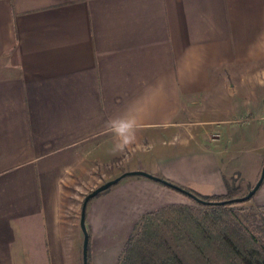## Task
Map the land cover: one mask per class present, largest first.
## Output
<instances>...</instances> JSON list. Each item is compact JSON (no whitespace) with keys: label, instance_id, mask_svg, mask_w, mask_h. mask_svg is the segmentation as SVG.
Instances as JSON below:
<instances>
[{"label":"crops","instance_id":"crops-1","mask_svg":"<svg viewBox=\"0 0 264 264\" xmlns=\"http://www.w3.org/2000/svg\"><path fill=\"white\" fill-rule=\"evenodd\" d=\"M224 74L230 95L264 85V0H0V264H66L61 191L80 147L119 158L116 176L203 196L254 185L264 103L220 96ZM119 118L137 125L123 152ZM117 183L88 208L89 245L97 220L134 227L184 203L143 176Z\"/></svg>","mask_w":264,"mask_h":264},{"label":"trees","instance_id":"trees-1","mask_svg":"<svg viewBox=\"0 0 264 264\" xmlns=\"http://www.w3.org/2000/svg\"><path fill=\"white\" fill-rule=\"evenodd\" d=\"M184 189L208 202L234 198L230 186L225 194L212 196ZM195 202L208 209L201 217L189 213L166 219L162 214L169 206L144 214L116 264H264V205L239 215L234 206L242 202ZM87 255L89 261V246Z\"/></svg>","mask_w":264,"mask_h":264},{"label":"rangeland","instance_id":"rangeland-1","mask_svg":"<svg viewBox=\"0 0 264 264\" xmlns=\"http://www.w3.org/2000/svg\"><path fill=\"white\" fill-rule=\"evenodd\" d=\"M257 75V73H256ZM223 85L219 88L218 93L220 96H232L231 98H237L244 96L243 102L252 104L248 107L257 109L258 106L264 103V85L256 80V98L252 100L247 98L245 91L240 92L236 95H230V92H234V85L231 78L226 74L223 77ZM248 102V103H247ZM258 110H254L253 113H257ZM92 147H80L77 152L80 160V168L72 171L70 178L65 181L61 191V219H62V231L64 238V245L66 249V264H83L82 263V241L83 235L79 227V219L82 202L85 196L103 184L104 182L111 180L116 177L120 164L118 161H113L103 165L93 163L91 158ZM150 156V153L149 155ZM122 174V173H121ZM120 175V174H119ZM116 183L110 186H118ZM253 186V185H252ZM252 186H232V192L235 197H241L245 195ZM106 191V190H105ZM103 191V192H105ZM99 193L96 197L90 199L87 202L85 210V226L90 237V223H89V211L93 204L102 196L104 193ZM183 204L170 205L162 216L169 220H177L187 214L201 217L208 209L199 205L191 198L185 196ZM262 201V202H261ZM264 202V180L256 193L249 200L244 201L234 206V213L244 215L252 207H260ZM128 218H117L107 217L96 221V233H97V244L89 246V261L88 264H114L117 259L121 257L122 250L127 238L136 232L138 229L137 223L134 227L127 224ZM116 264V263H115Z\"/></svg>","mask_w":264,"mask_h":264},{"label":"water","instance_id":"water-1","mask_svg":"<svg viewBox=\"0 0 264 264\" xmlns=\"http://www.w3.org/2000/svg\"><path fill=\"white\" fill-rule=\"evenodd\" d=\"M126 176H143L149 179H152L154 181H158L170 188H172L173 190L191 198L194 199L195 201L202 203V204H213V205H224L227 203H232V202H244L249 200L258 190V188L260 187V185L262 184L263 180H264V163L261 167V171L259 174V177L257 179V181L255 182V184L252 186V188L243 196L241 197H235V198H231V199H227V200H222V201H217V202H208L205 200H202L198 197H196L194 194H192L191 192L185 190L184 188H182L181 186H178L176 184H173L167 180H164L162 178H159L157 176H154L150 173H147L143 170H133V171H126L123 172L122 174L116 176L115 178L108 180L106 182H104L103 184L99 185L98 187H96L95 189H93L92 191H90L84 198L83 202H82V206H81V212H80V219H79V227L80 230L82 232L83 235V241H82V263L83 264H88V242H89V236H88V232L85 226V210H86V206H87V202L96 197L99 193L107 190L110 186L116 184L117 182H119L122 178L126 177Z\"/></svg>","mask_w":264,"mask_h":264},{"label":"clouds","instance_id":"clouds-1","mask_svg":"<svg viewBox=\"0 0 264 264\" xmlns=\"http://www.w3.org/2000/svg\"><path fill=\"white\" fill-rule=\"evenodd\" d=\"M109 124L118 138L115 145L116 150L123 152L130 149L136 140V121L134 119L119 118L109 121Z\"/></svg>","mask_w":264,"mask_h":264}]
</instances>
